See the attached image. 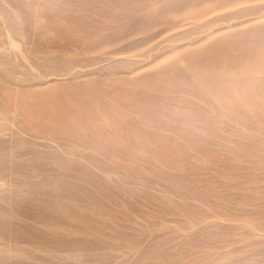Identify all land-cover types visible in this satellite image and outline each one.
Here are the masks:
<instances>
[{"label": "rangeland", "instance_id": "1", "mask_svg": "<svg viewBox=\"0 0 264 264\" xmlns=\"http://www.w3.org/2000/svg\"><path fill=\"white\" fill-rule=\"evenodd\" d=\"M0 264H264V0H0Z\"/></svg>", "mask_w": 264, "mask_h": 264}]
</instances>
